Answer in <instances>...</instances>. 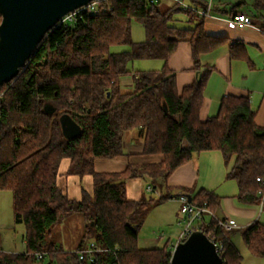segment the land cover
<instances>
[{
  "label": "trees",
  "instance_id": "16d2710c",
  "mask_svg": "<svg viewBox=\"0 0 264 264\" xmlns=\"http://www.w3.org/2000/svg\"><path fill=\"white\" fill-rule=\"evenodd\" d=\"M179 1L206 6L205 0ZM161 4L157 0L100 3L73 27L51 30L26 68L2 88L0 191L12 194L15 223L25 228V250L1 253L0 264H170V241L163 247L142 248L139 230L150 209L171 195L161 194L158 201L130 200L126 183L149 176L151 189L165 190L180 166L205 152H221L227 165L233 159L228 178L238 185V201L264 210V125L256 123L250 97L228 95L216 116L201 120L205 88L214 70L212 66L200 70L201 56L229 45L232 59L246 60L252 67L245 46L206 33L205 17L197 9L175 1L163 10ZM252 5L264 12V0H253ZM179 15L194 27L174 25ZM134 22L144 29L141 43L132 40ZM181 42L191 45L198 78L180 91L168 62ZM124 45L133 49L111 52ZM135 60H161L164 66L134 73L133 90L125 92L120 79L131 74L128 66ZM47 105L55 108L53 114L45 110ZM63 115L81 127V136L64 137ZM132 131L144 142L143 155L160 160L130 163L122 172H97L96 160L125 154V135ZM64 160L70 163L67 175L92 177V191L83 190L80 199L70 198L58 185ZM182 194L212 214L221 206L222 197L213 190ZM75 215L84 217L86 225L77 249L66 252L47 237ZM199 228L211 241H221L224 264H242L229 232L213 216H205ZM241 234L250 253L264 259V224L257 220ZM90 243L101 251L92 262L81 260L79 252Z\"/></svg>",
  "mask_w": 264,
  "mask_h": 264
},
{
  "label": "crops",
  "instance_id": "0c3cea01",
  "mask_svg": "<svg viewBox=\"0 0 264 264\" xmlns=\"http://www.w3.org/2000/svg\"><path fill=\"white\" fill-rule=\"evenodd\" d=\"M157 1L162 2V0H157ZM167 1L173 4L176 0H167ZM205 2H206V6L199 7L194 5L193 8L198 10L206 9V8L210 9L209 10L210 16L205 18L204 28L206 33L215 36H220L217 33L224 32L220 34H225L224 36L222 35V37H227L230 40V42H235V41L242 42L245 46L247 56L250 60H251L249 56L250 52L248 50L249 45L261 46L264 51V41H263L264 34L262 33V28L264 30V12H259L253 7L252 5L253 0H238V1L205 0ZM248 8L251 9V11H249ZM235 13H246L249 16H251L254 20L253 26L247 27L244 30H236L230 28L227 25L226 21ZM226 28L234 30L233 32L234 34L229 35V33H227ZM157 61H161V60H157ZM200 62H201V69H200L201 71L205 70L210 66L214 67V70L210 76V79L207 83L204 92L205 96L203 101V107L201 110L202 121H205L209 117L216 116L219 112L222 99L228 95L250 97L253 108L254 97L250 94L249 92L250 90L244 87L246 85L242 84L240 80H236L235 76L238 70L239 71L241 70L242 71L241 78L249 77L250 72L248 70L254 68V66L252 67L249 66L246 60L232 59L229 45H225L215 51L203 54L200 58ZM242 63L248 64L247 66L250 69L248 67L244 68ZM163 66H164V62L162 61L160 62V67H158L159 69L155 71L161 70ZM168 67L176 75L177 86L180 91L184 87L192 85L197 80L198 73L195 70L191 45L188 42H181L179 44L176 52L172 55V57L168 62ZM246 74L249 75L246 76ZM133 75L134 73L133 74L131 73L127 76H123L120 79V85L125 92H131L133 90V85H134ZM143 146H144V142L142 139L138 137V134L136 132V135L134 137H130L127 143L125 141L124 144L125 154L123 156L114 159H98L95 162V170L97 172H107V173L122 172L126 169V167L130 163L145 164V163H154L160 160L159 156L143 155L142 153ZM205 153H209V152H205ZM205 153L199 154L198 155L199 159L200 157H204V155H206ZM131 158L139 159L140 162L130 161ZM197 162L198 161L195 159V157H193L191 161L180 166L169 177L164 194L171 195V198L163 200L158 204V206L160 205L163 207L166 204V202L173 203V205L178 203L180 205L179 201L177 200V197L181 195L185 190L198 191L201 189H209L215 191L219 196L222 197V202H221V206L214 212V215L218 219L230 221L235 226V229L229 232V238L240 252L237 243L238 241L236 238L237 233H240V235L242 236L241 231L244 228L250 226L252 223H254L257 220L263 222L264 224V210L261 206L258 205H245L240 201L236 202L234 197L237 194V189L231 195V197L233 198L220 195V193H218L216 189L217 188L216 181L219 175L216 176V181H215V177H213V175H211L209 171L207 172L203 170L201 171V168L199 167V164ZM69 165H70L69 160H64L62 162L61 167L63 168L61 170L60 167V176L58 182L62 180V178L64 177L63 178L64 186L62 185L63 187H61L59 184L58 185L69 195L70 198L80 199L83 190H86L88 192L92 191L93 189L92 177L85 176L81 178L74 175H67ZM204 173H207V175L204 176L203 175ZM211 176L214 178V183L209 182ZM227 179H229L228 176ZM142 180H147L149 182L147 191L157 193V191L154 189L155 187L152 188V190H149V187H151V183H152L149 176L129 179L126 183V193H127V197L130 200H141L145 198L143 196L144 193L142 188ZM180 207H179V211H180ZM179 214H181V212H177L176 214L174 213L175 219L173 223L169 224L168 226H175L177 228H181V226L183 227L185 220L180 221ZM66 222H70L71 224L74 225L71 228V231L74 230L73 239L76 240L75 243L68 244L66 243L67 241L63 243L64 241L58 238L56 233L60 231L62 224L54 230L56 234V239L54 238V240H50V241L61 246L66 252H74L77 249L78 243L83 236L86 220L81 215H75L69 217L66 220ZM143 224L140 229H143L142 228ZM53 232L51 233L50 236H52ZM162 233L159 234L153 233L156 235V237L153 236L154 238L152 237L148 239L144 238V240L142 239L141 240V244H143L142 248H157V247H161L160 246L161 243L166 244L168 241H170V246H171L170 251L172 252V250L174 249L177 243V237H176V241L175 240L173 241L171 237L166 235L165 232ZM166 236L168 238H166ZM67 239L68 238L66 236V240ZM24 242L23 245H25Z\"/></svg>",
  "mask_w": 264,
  "mask_h": 264
},
{
  "label": "rangeland",
  "instance_id": "374dc122",
  "mask_svg": "<svg viewBox=\"0 0 264 264\" xmlns=\"http://www.w3.org/2000/svg\"><path fill=\"white\" fill-rule=\"evenodd\" d=\"M238 1V0H235ZM186 6L188 7H194L193 4L190 2H185ZM171 2L167 0H162L161 7L162 9H166L167 6H169ZM249 11L251 9L248 8ZM174 25L177 27H183V28H192L194 27V24L188 23V18L185 15H179L177 17V21L174 22ZM227 33L229 35H233L234 30H231L229 28H226ZM214 33V32H212ZM224 33V32H220ZM217 33L220 36H224L225 34ZM132 40L134 43H141L145 40V32L142 27L137 22H134L132 25ZM264 41V40H263ZM133 49L130 45H124V46H114L111 48L112 53H121L125 51H131ZM248 50L250 52V58L252 60V63L254 68H249L246 63H242L244 68H249L248 70L250 73V76L247 78H241L242 71L238 70L236 73V80H240L242 84H245L247 89H249L250 94L254 97L253 102V108L256 112V123L259 126L264 125V51L261 46L255 45H249ZM160 62L157 60H135L132 63L129 64L128 68L131 71V73L136 72H148V71H155L158 70L160 67ZM250 66V65H249ZM249 74H246L248 76ZM136 135L135 131L128 132L125 135V141L126 143L130 139V137H134ZM204 157H198V155H195V159L198 161L199 167L201 168V171H209L213 177H217V184L216 189L217 192L220 193V195H224L230 198L232 193L236 191L237 194L234 197L236 202H238L237 195H238V186L237 183L234 180L227 179L228 172L231 169V167L234 164L233 159L230 161V164H226V161L224 159V156L221 152H209L205 153ZM130 161L133 162H140L139 159L131 158ZM200 161V163H199ZM63 167H61L62 170ZM225 174V176H224ZM204 176L207 175V173L203 174ZM211 176L209 179L210 183H214V178ZM62 178V177H60ZM64 178V177H63ZM60 180L58 184L63 187V181L64 179ZM62 183V184H61ZM63 185V186H62ZM149 185V182L147 180H142V188H143V196L145 198H155L157 201L159 200L161 194L165 195V190H161L159 187L157 193L149 192L147 191V187ZM156 204V203H155ZM154 204V205H155ZM158 203L150 209L148 212L144 224L143 229L139 230V245L140 247L143 246L141 244V240L144 238H152L153 236L156 237L153 233H162L165 232L167 236L171 237V239L176 241V237L178 238L180 231H182L183 227L177 228L175 226H168L169 224L173 223L174 221V213L176 214L179 211L180 205L178 203L174 204L170 202H166V204L162 206H158ZM180 221L185 220V217L181 214H179ZM263 223V222H261ZM74 225L70 222H64L62 224V227L60 231L57 234L58 238L65 241L68 244L75 243L76 240H74V233L71 228ZM24 232L25 228L23 225H18L15 223L14 219V209H13V201H12V194L9 191H0V254L1 253H22L25 250V245H23L24 242ZM55 231L53 232L52 236H48L47 240H54L56 239ZM67 236V240H66ZM166 236V238H168ZM153 237V238H154ZM237 243L238 248L240 249L241 255H242V264H264V259L255 257L252 255L247 248L246 244L243 241L242 236L240 233H237ZM165 243H161L160 246L163 247ZM66 246V245H65ZM24 247V248H23ZM48 261L45 260V263Z\"/></svg>",
  "mask_w": 264,
  "mask_h": 264
},
{
  "label": "water",
  "instance_id": "95a60500",
  "mask_svg": "<svg viewBox=\"0 0 264 264\" xmlns=\"http://www.w3.org/2000/svg\"><path fill=\"white\" fill-rule=\"evenodd\" d=\"M94 1L0 0V93L26 68L41 42L66 15ZM45 110L55 112L51 105ZM60 124L67 140L82 135L81 127L70 116H61ZM171 255L170 264H224L215 244L201 230L177 244Z\"/></svg>",
  "mask_w": 264,
  "mask_h": 264
},
{
  "label": "built area",
  "instance_id": "2783aa9c",
  "mask_svg": "<svg viewBox=\"0 0 264 264\" xmlns=\"http://www.w3.org/2000/svg\"><path fill=\"white\" fill-rule=\"evenodd\" d=\"M105 1L107 0H95L87 6H84L74 11L73 13L66 15L57 27H73L75 25V22L82 18L83 14L96 11L99 4ZM154 1L155 0H151L152 3ZM176 1L182 4L183 7L188 8L185 3L179 0ZM193 10L196 9L193 8ZM209 10V8H206L200 10L197 9L196 11L201 17L207 18L210 16ZM226 22L230 28L236 30H244L247 27L253 26L254 24L253 18L246 13H235L230 18H228ZM149 190H152L151 187H149ZM177 200L179 201L181 206L180 212L185 217V223L182 231L177 238L176 245L181 242H185L194 231L200 230L199 226L202 224V222L204 221V217L207 215L213 216L219 222V225L224 229L225 232H230L235 229V226L230 221L216 218L215 215L212 214L206 206L195 205L192 200L190 201L189 196L181 194L177 197ZM212 242L215 244L217 251L220 253L223 250V244L221 243V241ZM99 251L101 250L95 245V243H90L88 247L81 250L78 255L81 260L88 259V261L92 262L94 260V254Z\"/></svg>",
  "mask_w": 264,
  "mask_h": 264
}]
</instances>
